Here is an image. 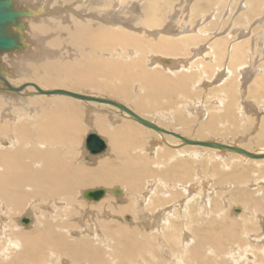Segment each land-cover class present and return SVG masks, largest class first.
<instances>
[{
  "label": "bare ground",
  "instance_id": "obj_1",
  "mask_svg": "<svg viewBox=\"0 0 264 264\" xmlns=\"http://www.w3.org/2000/svg\"><path fill=\"white\" fill-rule=\"evenodd\" d=\"M172 1L13 0L25 46L0 55V264H264V157L222 149L264 155V115L253 140L239 109L255 94L264 113V31L257 47L217 27L221 8L248 25L264 0Z\"/></svg>",
  "mask_w": 264,
  "mask_h": 264
},
{
  "label": "rangeland",
  "instance_id": "obj_2",
  "mask_svg": "<svg viewBox=\"0 0 264 264\" xmlns=\"http://www.w3.org/2000/svg\"><path fill=\"white\" fill-rule=\"evenodd\" d=\"M137 2L139 1V0H136ZM183 0H179V3H178V0L177 1H172V5H174V7H177V8H179V9H177V10H182V11H187V12H189L187 9H189V6L190 7H192V5H195V7H196V3H197V1L198 0H187V2H186V0H184V2H182ZM192 1V2H191ZM195 1H196V3H195ZM188 2H189V4H188ZM190 2L192 3V4H190ZM243 2H245V1H243V0H239L238 2H237V5L236 6H239L240 7V4L241 3H243ZM174 3H176V4H174ZM239 3V4H238ZM184 6H183V5ZM264 5V4H263ZM181 6H183V7H181ZM187 6H188V8H187ZM223 7H224V5H223ZM181 8V9H180ZM187 8V9H186ZM228 7H226L225 8V10L227 9ZM233 9V8H232ZM221 10H223V11H221ZM221 10H220V13H219V15H217L218 16V22H217V27H219L220 28V31H221V33H220V35H222V34H224L223 32H225L227 29H229L228 27L230 26V28L232 29V27H233V30H238V29H240V31L241 30H243L244 31V33L241 35L240 33H239V31L238 32H235L234 33V40H236L237 38H240L241 37V40L242 39H253L252 40V42H253V44H255L257 47L259 46H261V39L259 38V36H261L260 35V33L262 32V31H264V11H261L260 12V15L261 16H259V14L257 15V16H254V17H252V18H250V23L248 24V25H244L245 24V21H246V19H245V17L243 18L241 15V13H237V10H238V8L236 7L235 8V10L233 9V11H232V13L233 14H229V17H228V11H226L225 12V10H224V8L222 9L221 8ZM185 11V12H186ZM187 12H186V14H187ZM207 12H211L210 10H207ZM236 12V13H235ZM225 16V17H224ZM200 17V15L198 16V18ZM262 17V18H261ZM201 18V17H200ZM205 19L207 18V17H204ZM238 19V20H237ZM261 21H260V20ZM223 21H225L224 23H222ZM232 21H233V23H232ZM219 23H221V24H223V25H221L220 26V24ZM233 24V25H232ZM237 25V26H236ZM224 28V29H223ZM216 29V30H215ZM215 29L213 30V32H217L218 31V28H216L215 27ZM223 31H222V30ZM262 29V30H261ZM218 33V32H217ZM216 33V34H217ZM263 34V33H262ZM214 36H215V34H214ZM243 36V37H242ZM256 41V42H255ZM258 44V45H257ZM254 45V46H255ZM255 46V47H256ZM257 51V50H256ZM259 56L257 55L253 60H255L256 62L259 60V58H258ZM254 78H255V76H253V74H250L249 76H248V79L246 80V81H243L244 82V84H243V87H244V85H245V87H248V86H253V80H254ZM218 80H216V82H217ZM217 85V84H216ZM208 88H210V87H208ZM203 90H205V89H203ZM245 90H247V88L245 89ZM243 93H245V91H244V89H243V91H242ZM245 95V94H244ZM244 95H242V98L243 99H241V102H240V107H239V105H238V107H239V109L240 110H243L245 113H246V115L248 116V117H246L245 119H243L242 120V122L241 123H243L245 120H248V121H250V122H247V124H246V127H244V128H246V129H250L251 130V133L252 134H254L252 137H249L250 139H253V140H256L257 138L255 137L256 136V134L259 132V128H256V129H254L253 127H254V125L253 124H256L257 123V120H258V115L259 114H261V115H264V113L262 114V113H260V106H261V102H262V98H260V95H259V97H256V95L254 94V96L252 97L250 94H246V96H244ZM200 116V115H199ZM199 116H195V118H196V121H198V119L200 118ZM242 136V134L241 133H239V134H237V136L236 137H234V136H229V137H227V139H225V138H223L222 136H217V137H212V138H209V139H213V140H216V139H219V140H223V139H225L226 141H230V142H237V140H238V138L239 137H241ZM234 137V138H233ZM245 137V136H244ZM246 139H247V137H245ZM251 146H252V148L254 149V150H256V149H258V148H260L259 147V145L258 144H256V143H252V144H250ZM225 154V153H224ZM85 161H87L86 163L87 164H89V165H92L94 162H92V160H90L89 158H86L85 159ZM90 161V162H89ZM89 162V163H88ZM241 169H243L242 167H241ZM244 170V169H243ZM252 171H254V170H252V169H250L249 168V170L247 171V176L248 177H256V176H254L253 175V173H252ZM247 189H252L250 186H247ZM261 189V188H260ZM230 191V190H229ZM252 191H254V193L256 192V191H259V189H252ZM256 196H258V195H256ZM228 201H230V199H228ZM232 201V200H231ZM236 208H241V207H234L233 209H236ZM232 212H234V210H232Z\"/></svg>",
  "mask_w": 264,
  "mask_h": 264
},
{
  "label": "water",
  "instance_id": "obj_3",
  "mask_svg": "<svg viewBox=\"0 0 264 264\" xmlns=\"http://www.w3.org/2000/svg\"><path fill=\"white\" fill-rule=\"evenodd\" d=\"M25 12L19 11V10H15L14 6H13V0H0V55L4 54V53H10V52H14V51H18L23 49V47L25 46V44L23 43V30L25 28L24 23L21 22V19L25 16ZM4 71H2L1 68V63H0V78H2L4 76ZM41 93H43L42 91H40ZM47 93V92H46ZM67 94L70 95L72 97H76V98H86V99H91V100H98L96 98H92V97H80L79 95H74V94H70L67 92H62V91H51L48 92V94ZM106 103H110L112 105H117L119 107H122L121 105H119L117 102H110L109 100L105 101ZM141 120V119H138ZM146 123V122H145ZM147 125H149L150 127L161 131V129H159L157 126H153L151 124H149L148 122L146 123ZM91 139V140H90ZM89 140V141H88ZM87 142H86V148L90 151V153L92 154H98L103 150L104 147V140H102V138H100L99 136H97L95 133H91L89 135ZM195 143V142H193ZM195 144H199V145H204L202 143H195ZM222 148V147H220ZM224 150H230V151H235L238 153H243L248 157H264V155H260V156H254L253 154H248L245 153L243 150L241 149H234V148H222ZM104 190L99 189V190H92V191H88L85 193V197L87 199H94V200H99L103 194H104ZM20 222L23 225L28 226L30 224V219L27 218H22L20 220Z\"/></svg>",
  "mask_w": 264,
  "mask_h": 264
}]
</instances>
